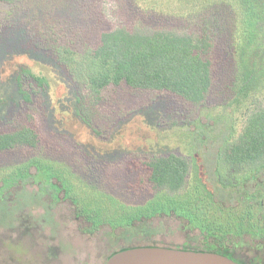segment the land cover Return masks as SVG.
Wrapping results in <instances>:
<instances>
[{
  "label": "rangeland",
  "instance_id": "1",
  "mask_svg": "<svg viewBox=\"0 0 264 264\" xmlns=\"http://www.w3.org/2000/svg\"><path fill=\"white\" fill-rule=\"evenodd\" d=\"M224 1L0 2V134H37L35 146L0 151V264H106L113 251L135 246L215 249L264 264V171L221 209L210 197L220 196L218 153L219 167H228L221 146L240 134L246 108L264 105L263 94L234 103L239 58L231 44L241 25L235 1L232 10ZM118 29L209 36L213 86L206 101L193 105L125 85L91 90L92 68L79 63L101 34ZM250 32L243 34L246 51L247 38L259 37ZM56 50L68 52L76 73L56 63ZM21 69L46 80L37 93L23 81L29 103L19 94ZM171 155L189 163L174 191L149 181V163ZM195 198L206 205L196 212L208 213L215 226L193 220ZM226 217L229 226L221 224Z\"/></svg>",
  "mask_w": 264,
  "mask_h": 264
},
{
  "label": "trees",
  "instance_id": "2",
  "mask_svg": "<svg viewBox=\"0 0 264 264\" xmlns=\"http://www.w3.org/2000/svg\"><path fill=\"white\" fill-rule=\"evenodd\" d=\"M13 1L15 0H0L7 4ZM232 1H235V5L238 6L241 25L237 27L238 30H235V33H232L231 44L239 58L234 73L235 81L239 82L234 91V103H237L248 99L251 94L259 96L263 94L264 97V85L259 86V83H264V0H225V5L231 7V10L233 9ZM256 7H262V11L258 14L261 17L251 21ZM251 30L256 37L261 38V42L256 43L259 37H248L247 42L250 43L251 50L246 51L243 34L249 36ZM211 47V38L206 35H186L165 31L130 32L118 29L101 34L98 47L87 54L85 60L79 63V67L84 68L88 65L92 68L89 83L91 90L96 93L109 85H125L134 90L165 91L193 105H201L206 101L213 86ZM54 52L58 65L70 66L71 58L67 57L68 52L62 50ZM68 70L72 74L73 71L77 72L71 67ZM16 79L22 101L28 103L31 102V93L24 91L23 81L31 85L34 83L38 89H35V93L46 86V80L43 77L33 75L28 69H21ZM245 113L240 134L221 146L223 151L228 150L226 153L228 167H221L223 165L219 167L222 156L218 153L219 159L217 158L214 174L215 190L220 192L219 200H215L210 193L214 202L212 205L218 209L226 206V201L235 202L239 191L243 190L242 185L245 182L254 181L258 173L264 171V105L255 103L250 109L246 108ZM36 140L37 134L28 128L0 134V151L21 146H35ZM149 167V181L169 191L181 188L189 175V163L174 155L156 158L149 163ZM228 168L231 169L230 172ZM190 202L198 204L197 207L192 208L194 212L199 210L200 204L206 206L205 202L201 203L202 199L195 198L194 201L190 199ZM177 208L185 211L183 206H177ZM11 213L8 214L11 216ZM189 213L192 214L193 220L203 226L214 225L210 222L212 217L206 212ZM243 221L242 217L241 222ZM221 224L230 225L227 217ZM126 248L132 247L119 250ZM180 250L215 253L235 263L244 264L229 254H222L215 249L182 248Z\"/></svg>",
  "mask_w": 264,
  "mask_h": 264
},
{
  "label": "water",
  "instance_id": "3",
  "mask_svg": "<svg viewBox=\"0 0 264 264\" xmlns=\"http://www.w3.org/2000/svg\"><path fill=\"white\" fill-rule=\"evenodd\" d=\"M106 264H238L208 252L136 246L111 254Z\"/></svg>",
  "mask_w": 264,
  "mask_h": 264
},
{
  "label": "flooded vegetation",
  "instance_id": "4",
  "mask_svg": "<svg viewBox=\"0 0 264 264\" xmlns=\"http://www.w3.org/2000/svg\"><path fill=\"white\" fill-rule=\"evenodd\" d=\"M115 252H116V250H115V251H113L112 253H115ZM112 253H111V254H112Z\"/></svg>",
  "mask_w": 264,
  "mask_h": 264
}]
</instances>
